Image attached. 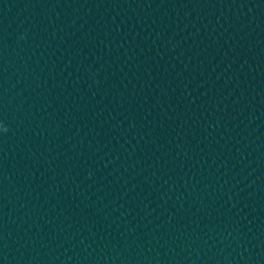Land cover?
Returning <instances> with one entry per match:
<instances>
[{
    "label": "water",
    "instance_id": "obj_1",
    "mask_svg": "<svg viewBox=\"0 0 264 264\" xmlns=\"http://www.w3.org/2000/svg\"><path fill=\"white\" fill-rule=\"evenodd\" d=\"M0 264H264V0H0Z\"/></svg>",
    "mask_w": 264,
    "mask_h": 264
},
{
    "label": "clouds",
    "instance_id": "obj_2",
    "mask_svg": "<svg viewBox=\"0 0 264 264\" xmlns=\"http://www.w3.org/2000/svg\"><path fill=\"white\" fill-rule=\"evenodd\" d=\"M0 132H7V128H5L2 124H0Z\"/></svg>",
    "mask_w": 264,
    "mask_h": 264
}]
</instances>
